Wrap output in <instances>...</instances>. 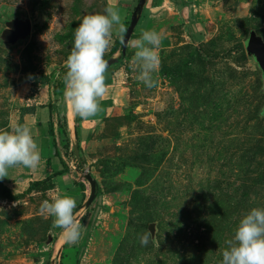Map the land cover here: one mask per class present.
<instances>
[{"label":"rangeland","instance_id":"1","mask_svg":"<svg viewBox=\"0 0 264 264\" xmlns=\"http://www.w3.org/2000/svg\"><path fill=\"white\" fill-rule=\"evenodd\" d=\"M138 1L109 0L124 3L125 28ZM107 6L0 0V129L22 125L30 73L48 78L67 125L74 30ZM15 20L30 30L9 37ZM153 30L161 36L155 87L137 80L128 45L123 62L106 70L110 109L77 142L98 194L80 218V239L64 242L55 264H220L239 220L264 208V79L245 48L251 33L264 44V0H146L130 40ZM120 43L114 31L104 59ZM1 181L10 195L0 191V264H48L60 228L39 209L53 195L30 185L23 166ZM145 231L153 238L142 247Z\"/></svg>","mask_w":264,"mask_h":264},{"label":"clouds","instance_id":"2","mask_svg":"<svg viewBox=\"0 0 264 264\" xmlns=\"http://www.w3.org/2000/svg\"><path fill=\"white\" fill-rule=\"evenodd\" d=\"M123 41L126 32L119 12L107 7L104 14L83 16L74 30L73 46L66 59L64 97L74 116L82 119L96 116L102 111L100 101L107 95L104 59L113 33ZM161 36L156 31H143L138 39L127 41L135 49L132 63L138 70L137 80L146 88H153V78L160 66L157 52ZM264 112V109H262ZM40 151L31 130L17 124L11 130L0 129V179L16 166L35 169L40 164ZM76 201L68 195L57 193L43 200L39 211L53 218V226L62 229L66 243L75 244L81 236V219L74 213ZM153 235L145 231L139 236L142 247L147 246ZM220 264H264V208H252L238 222L231 239L225 241Z\"/></svg>","mask_w":264,"mask_h":264},{"label":"crops","instance_id":"3","mask_svg":"<svg viewBox=\"0 0 264 264\" xmlns=\"http://www.w3.org/2000/svg\"><path fill=\"white\" fill-rule=\"evenodd\" d=\"M107 3V7H112L118 12L124 6V3L119 2L117 4H110L109 0H107ZM119 14L121 19H123L125 13L123 15L119 12ZM104 75L108 91L107 95L100 101L102 111L96 116L87 119H78L79 116L76 118L73 115L75 126L79 129V139L97 124L99 118L107 113L112 104L111 83L113 81L109 82L111 77L109 72H105ZM29 99L32 103L27 104L26 107H34V111L32 114L23 115L21 121L22 125L31 130L33 138L38 144L41 160L39 166L35 169L24 167L26 174L30 182L42 181L50 177L52 187L47 191L53 196L59 193L74 198L76 201L75 212L83 202L88 191V186L82 178V174L85 173L84 169L79 166L78 159L74 157L71 150V136L68 124L64 128L60 127V115L58 114V108H56L57 103L53 101L52 95L50 98L47 86H41L36 92H30ZM64 116L66 118V113ZM30 175H34V177H29ZM62 177L66 178V185L60 181ZM50 218L52 227L56 228L53 226V218ZM60 231L61 229L58 233Z\"/></svg>","mask_w":264,"mask_h":264},{"label":"water","instance_id":"4","mask_svg":"<svg viewBox=\"0 0 264 264\" xmlns=\"http://www.w3.org/2000/svg\"><path fill=\"white\" fill-rule=\"evenodd\" d=\"M146 0H139L137 5L135 6L131 18L129 20L128 26L126 28V32L124 33V39L120 43L119 47V54L117 56H111L108 59H106L108 67L107 69H110L111 67L118 64L120 60H122L126 54V48H127V41L130 40L131 35L133 34V30L136 27L138 20L140 19L141 13L143 11V7L145 5ZM30 30V23L28 21H21V20H15L11 24V30L8 32L9 37H17V35L20 33V31ZM245 48L249 55L253 57L255 62L257 63L258 68L261 71L262 77L264 79V44L262 43L261 39L257 36H255L253 33L250 34L248 39L245 42ZM66 121L68 124V128L70 131L71 136V150L73 152V155L76 159H79V152H78V146H77V137L75 134V123L73 121V118L70 116L69 109L67 108L66 113ZM82 178L85 181V183L88 186L87 194L81 203V205L76 209L74 212L78 218H81L84 212L87 211V209L91 206L93 200L96 197V182L88 173H83ZM62 229L59 232L58 235V245L56 248V251L54 255L51 256L48 264H55V261L59 258V255L61 251L63 250L64 245V238L62 236Z\"/></svg>","mask_w":264,"mask_h":264},{"label":"trees","instance_id":"5","mask_svg":"<svg viewBox=\"0 0 264 264\" xmlns=\"http://www.w3.org/2000/svg\"><path fill=\"white\" fill-rule=\"evenodd\" d=\"M106 60V59H105ZM123 62L120 61L118 62V64H121ZM27 82L29 84V88H30V92H36L38 90V88H40L41 86H47L48 85V78L45 75H41L39 77H37L34 73H30L27 76ZM34 111V107H25L24 110L21 111L20 116L22 117L25 114H32ZM78 119H81L80 117H78ZM75 134L77 137V140H79V129L77 126H75ZM78 164L79 166L83 167V161L81 159H78ZM51 179L50 177L45 178L42 181H35V182H31L30 185L32 186H41V185H46V190L50 189L52 187V184L50 183ZM0 191L4 192L6 195H10V191L7 187H5V185L2 183L1 179H0ZM98 194V187L96 186V195Z\"/></svg>","mask_w":264,"mask_h":264}]
</instances>
